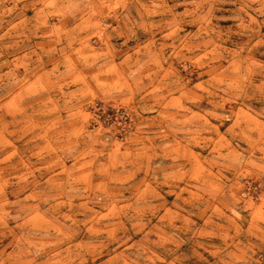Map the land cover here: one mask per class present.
<instances>
[{
	"label": "clouds",
	"instance_id": "9594fccd",
	"mask_svg": "<svg viewBox=\"0 0 264 264\" xmlns=\"http://www.w3.org/2000/svg\"><path fill=\"white\" fill-rule=\"evenodd\" d=\"M0 264H264V0H0Z\"/></svg>",
	"mask_w": 264,
	"mask_h": 264
}]
</instances>
